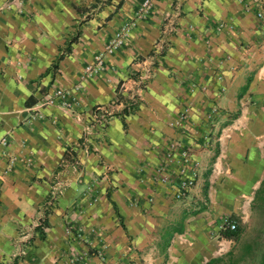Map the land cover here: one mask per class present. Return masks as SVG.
I'll use <instances>...</instances> for the list:
<instances>
[{
    "label": "crops",
    "instance_id": "obj_1",
    "mask_svg": "<svg viewBox=\"0 0 264 264\" xmlns=\"http://www.w3.org/2000/svg\"><path fill=\"white\" fill-rule=\"evenodd\" d=\"M144 2L28 0L19 13L0 0V264H70L76 249L90 264H207L225 251L219 222L251 216L264 179V21L245 0H152L147 15ZM127 23V44L106 53ZM103 55L106 73L85 76ZM98 109L105 133L91 130ZM171 143L199 163L182 200L156 177Z\"/></svg>",
    "mask_w": 264,
    "mask_h": 264
},
{
    "label": "built area",
    "instance_id": "obj_2",
    "mask_svg": "<svg viewBox=\"0 0 264 264\" xmlns=\"http://www.w3.org/2000/svg\"><path fill=\"white\" fill-rule=\"evenodd\" d=\"M17 8L18 12L22 13L23 9L25 7V4L28 0H12ZM247 1L246 8L247 10H256L257 12V19L259 21H264V11L262 8V0H245ZM152 7V0H145L142 6L141 12L144 15H147L151 11ZM133 23H127L124 25V27L116 33L112 41L109 43V48L106 50V53L113 55L115 52H117L119 49H121L123 46L127 44V40L131 34V30ZM159 52V51H158ZM106 57L99 56L96 58V61L92 64H90L86 70L84 75L85 76H96L99 77L106 73ZM143 76V75H142ZM141 76V80H143L144 77ZM59 95L62 96V93L59 92ZM67 106V105H66ZM128 114H131L137 110V102L133 99L131 103L126 105L125 107ZM216 110H213V113H215ZM110 124V116L107 111H104L102 109H98L96 113L93 115V121H92V128L93 131H98V133H105L107 130V127ZM92 142V137L89 136L85 139V150H89V144ZM178 167V172H173L172 167L176 166ZM198 167L199 163L198 161H195L193 159V156L191 154V151L189 149H185L181 145L177 143H171L169 144L167 148V152L164 156V159L162 162L156 167V177L159 179V181L163 185H171L178 183L175 188L174 197L177 200H182L186 198L191 191L196 187L197 185V179H198ZM56 197L50 202L55 203ZM150 202L152 203L153 200L150 199ZM237 223L232 221H226V229L230 231L237 230ZM73 233L74 239H76L78 242L81 243H87V235L89 232L84 228H78L71 230ZM24 254V253H22ZM90 257L89 253L87 251H79V250H73V255L69 260L70 264H90ZM105 264V263H103Z\"/></svg>",
    "mask_w": 264,
    "mask_h": 264
},
{
    "label": "rangeland",
    "instance_id": "obj_3",
    "mask_svg": "<svg viewBox=\"0 0 264 264\" xmlns=\"http://www.w3.org/2000/svg\"><path fill=\"white\" fill-rule=\"evenodd\" d=\"M166 45H168V41H165L164 44L162 43L160 45L159 52H157V54H154V56L156 55L155 56L156 58H159L161 54H164ZM146 69L147 71H145V74L143 76L140 75L136 80L137 87H138L136 94L132 95L129 98L130 100L129 103H131L133 99L137 102V110L143 104L144 93L147 91L149 83L153 78V68L147 67ZM141 76L144 77L143 80H141ZM217 111L215 113L212 112V116H210V122L218 120ZM236 117H239V116L233 115L232 119H236ZM210 127H212L211 124H210ZM207 192H208V189H207ZM251 212H252L251 216L249 217V219H246L245 221L239 220L238 218L234 216H228V217H224V219L220 221L218 225L220 228L219 229L220 233L222 231L228 230V229L225 230L226 221H232V222L237 223V226H238L237 229L240 228L242 230L241 236L238 239H232L231 243H229L228 241H224L222 239L224 237L218 238V243H219L218 249H223V248L225 249V251L222 252V255L226 256L227 254L225 253L227 251H229L228 253L230 252L233 253L236 257L235 260L239 262V264H259L262 253L264 252V215L259 214V213H254L253 211ZM254 241L256 242L254 246V251H252L251 253H247L245 247L249 243H254ZM86 245H89V244H86ZM89 247H91V244L89 245ZM94 252L96 256H99L100 254H103L104 250L101 248L100 249L94 248Z\"/></svg>",
    "mask_w": 264,
    "mask_h": 264
},
{
    "label": "trees",
    "instance_id": "obj_4",
    "mask_svg": "<svg viewBox=\"0 0 264 264\" xmlns=\"http://www.w3.org/2000/svg\"><path fill=\"white\" fill-rule=\"evenodd\" d=\"M251 208L252 211L254 213H259L264 215V179L261 182L259 188L256 190L252 204H251ZM181 233V231H180ZM242 234V230L240 228H238L235 231H222L221 232V236L226 238V239H238ZM42 237H44V234L42 232ZM256 242L254 241V243H249L245 249L247 251V253H251L252 251H254V246H255ZM236 257L233 253H228L226 256H222L220 258H215L210 260L207 264H239V262H237ZM260 264H264V252L262 253V257L260 260Z\"/></svg>",
    "mask_w": 264,
    "mask_h": 264
}]
</instances>
